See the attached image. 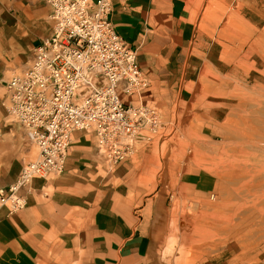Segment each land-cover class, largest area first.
I'll use <instances>...</instances> for the list:
<instances>
[{"label":"crops","instance_id":"crops-1","mask_svg":"<svg viewBox=\"0 0 264 264\" xmlns=\"http://www.w3.org/2000/svg\"><path fill=\"white\" fill-rule=\"evenodd\" d=\"M110 1V21L137 51L149 82L123 100L156 109L159 132H140L133 155L114 167L93 132H74L64 172L32 179L21 190L22 210L0 206V264H240L232 244L204 253L196 243L215 182L204 178L198 160L188 168L194 150L180 139L195 135L182 131L184 124L219 116L203 118L194 94L203 44L196 0ZM50 13L46 0H0V192L38 156L6 110V84L52 36Z\"/></svg>","mask_w":264,"mask_h":264},{"label":"built area","instance_id":"built-area-1","mask_svg":"<svg viewBox=\"0 0 264 264\" xmlns=\"http://www.w3.org/2000/svg\"><path fill=\"white\" fill-rule=\"evenodd\" d=\"M46 1L53 8V34L35 50L29 70L6 84L8 114L26 128L40 149L38 160L24 167L9 196L14 209L24 205L18 193L26 182L63 173L74 132L93 131L108 164L114 167L133 155L132 143L140 132L155 135L160 129L157 111L142 105L127 107L120 100V83L123 92L133 96L144 91L149 82L139 70L137 51L109 21V3ZM97 76L108 82L105 88L92 83ZM82 88L93 92L76 102Z\"/></svg>","mask_w":264,"mask_h":264},{"label":"rangeland","instance_id":"rangeland-1","mask_svg":"<svg viewBox=\"0 0 264 264\" xmlns=\"http://www.w3.org/2000/svg\"><path fill=\"white\" fill-rule=\"evenodd\" d=\"M223 3L225 6V2ZM195 7L194 17L198 32L203 35V44L198 50L202 57V59H198L202 65V71L197 76L194 91L195 98L199 99L202 97L203 87H207V85H214L216 88L223 86L231 67L224 64L220 56V43L229 45L219 35L223 25L221 22L223 4H219L217 0H196ZM235 45L237 46V43ZM232 46L234 47V45ZM228 87H235L238 91L246 92L245 87L235 80L224 88H219L218 92H221L220 95H217L219 98L213 96V99L240 100L242 98L234 96L236 90H227ZM255 106L252 103L251 109H256ZM197 108L199 111L198 106ZM211 110L218 111L219 113L216 114L220 118L218 116V119L213 120L210 124L198 122L200 119L197 123L192 121L184 124L182 131L192 130L195 135L186 133L189 137L180 139L182 146H188L191 153L195 148L202 149L201 154L208 158L206 160L202 156L198 158V165L215 182L214 192L205 197L203 202L205 205L201 210L204 218L202 230L207 233V236L202 238V231L200 233L198 231L199 238H196V243L205 245V249L201 251L204 253L210 249H212L211 252L221 251L226 245L232 244L236 247L235 261L237 263L264 264V225H261V228L255 227L254 235L248 232V230H252L253 222L260 218L261 211L256 214L253 212L255 205L248 197L242 201L238 199L235 201V199L228 198L226 194L234 192L235 189L253 190L255 186H259V182H264V138L260 134L262 129L260 124L253 123L251 124V134L245 133L239 139H235V135L230 134V138L227 140L223 137V131L219 133L217 128L222 126L229 116L237 120L242 119L241 124L246 129L249 125L246 123L247 116L259 119L261 114L259 112H244L222 103L219 107L212 105ZM196 134L197 137H194ZM236 149H239L238 154H235ZM235 172H237L236 177ZM255 216L258 218L254 220ZM217 222L223 224L225 234H215L214 227ZM220 236L223 243L216 244L215 238H220Z\"/></svg>","mask_w":264,"mask_h":264},{"label":"bare ground","instance_id":"bare-ground-1","mask_svg":"<svg viewBox=\"0 0 264 264\" xmlns=\"http://www.w3.org/2000/svg\"><path fill=\"white\" fill-rule=\"evenodd\" d=\"M106 1L109 3L110 9H111L108 15V19L110 21V14L112 12V4L110 0H106ZM217 1L219 4H223V7H224L222 17H221V22H223V25L221 27L222 29L220 30L219 35L221 38H223L229 43V45H223L224 43H220V47H221L220 56H221L222 61H224L223 63L231 67V71L228 75L227 80L224 81L223 86L216 88L214 85H207V87H203L202 97L199 98L197 101L199 110H203L201 114L203 118H207L208 116L213 118L215 116V113H219V112L211 110L212 105L219 107L221 103L227 106H232L235 109L243 110L244 112L246 111H248L249 113L259 112L261 114V117L259 119H255V118L253 119L252 117L247 116L246 123H249V125L246 129H245V126L241 124L242 119L237 120L229 116L226 118L223 125L217 128L219 129L218 131L219 133L223 131L224 133L223 137L225 139L228 140V138H230V134H233V136L235 135L234 136L235 139H239L242 136H244L245 133L251 134L250 132L252 130L251 124L258 123L260 124V128L262 129V133L260 134L262 138H264V0H217ZM223 2H225V6ZM52 10L53 8L51 6V13L49 15L50 20H51ZM113 28L115 30V27ZM52 34H53V30H52ZM45 42L46 41H43L39 46L35 48V50L41 47ZM236 43H237V46L235 45ZM231 44L234 45V47ZM34 54H35V51H34ZM34 59L35 57L33 58L30 66L34 62ZM137 62H138V54H137ZM138 67H139V64H138ZM139 70L142 76L145 79H147L142 73L140 67H139ZM23 74H21V76ZM235 80L245 87L246 92L238 91L235 89V87H228L227 90H236V92L233 95L234 96L237 95L238 97H242L243 99L242 98L240 100H234V99L229 100L228 98H223L224 100L217 99L219 98V96L217 97V95L221 94V92H218L219 88H224V86L228 85L230 82L235 81ZM92 83L93 84L97 83L98 89H103L108 85V82L102 79V76H97L96 79L92 80ZM122 87H123V83H120L117 88V92L119 94L120 100L124 103L125 106L132 107L133 105H129L126 101L123 100L122 96L128 97L129 95L123 92ZM231 88H234V89H231ZM92 92H93L92 88L80 89V91L77 93L76 102H78V100L81 98L85 99ZM8 96H9V92H8ZM213 96L217 98L213 99ZM252 103L256 105L255 106L256 109H251ZM8 104H10L9 100L6 101V106ZM141 105L157 111L156 109L146 104H141ZM134 107H137V106H134ZM89 131L90 130H88L87 132ZM90 132H93V131H90ZM27 135H28V132H27ZM94 135L96 136L95 133ZM150 135H152V133H150ZM29 140L32 141L30 138ZM97 141H98V138H97ZM36 148L38 150V154H40L39 146L36 145ZM185 149H189V148L186 147ZM201 153H202V149L195 148L193 155L187 154L186 158L188 160V164H190L188 168H192V163L194 162V159L197 160L198 158H201V156L204 157L205 160L208 158L206 156H203ZM236 153L237 154L239 153V149L235 150V154ZM67 154H68V150H67ZM38 157L39 156H37V159L35 161L38 160ZM54 175L59 176L57 174H54ZM236 175H237V172H235V177ZM34 178H44V177L38 176ZM204 178L210 181L211 176L209 174H204ZM17 181L11 184L6 190V192H0V206H7L11 213L18 212L26 206V199L21 194V190H23L26 186H28L30 182H26L19 189L20 192L18 193V196L23 199V203H24L23 207L19 209H14L12 206V202L9 196L10 194L14 193L13 188L18 183ZM263 188H264V182H259V186H255L253 190L235 189L234 192L226 193L228 195V198H231L232 200L235 199V201H238V200L242 201L248 197L249 200L253 201L252 203L255 205V209L253 210V212L256 214L258 211H261L260 218L256 220V222H253L252 224L253 226L252 230H248V232L251 233V235H254L256 233L257 227L261 228V225H264V190H262ZM3 198L6 199L5 202L2 201ZM257 218L258 217L255 216L254 220ZM237 227L241 228L240 226H237ZM214 230H215V234L216 233H218L219 235L225 234L223 224L221 222H217L216 226L214 227ZM201 236L202 238H206L207 233L202 231ZM221 238H222L221 236L220 238L216 237L214 242L216 244H222L223 239ZM201 245L203 247L205 246L204 244H201ZM201 245H199V247L202 249ZM203 249H205V247Z\"/></svg>","mask_w":264,"mask_h":264}]
</instances>
